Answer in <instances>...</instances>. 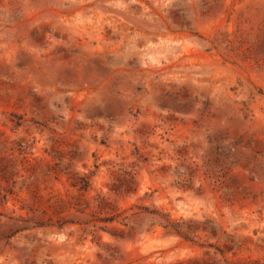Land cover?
I'll return each mask as SVG.
<instances>
[{
	"label": "rangeland",
	"instance_id": "374dc122",
	"mask_svg": "<svg viewBox=\"0 0 264 264\" xmlns=\"http://www.w3.org/2000/svg\"><path fill=\"white\" fill-rule=\"evenodd\" d=\"M0 264H264V0H0Z\"/></svg>",
	"mask_w": 264,
	"mask_h": 264
},
{
	"label": "trees",
	"instance_id": "16d2710c",
	"mask_svg": "<svg viewBox=\"0 0 264 264\" xmlns=\"http://www.w3.org/2000/svg\"><path fill=\"white\" fill-rule=\"evenodd\" d=\"M167 221V225L165 226L167 227H171L175 232H177L180 235H183V229H182V224L179 222H174V221H169L168 219H166Z\"/></svg>",
	"mask_w": 264,
	"mask_h": 264
}]
</instances>
